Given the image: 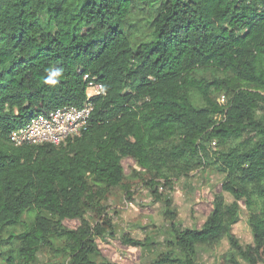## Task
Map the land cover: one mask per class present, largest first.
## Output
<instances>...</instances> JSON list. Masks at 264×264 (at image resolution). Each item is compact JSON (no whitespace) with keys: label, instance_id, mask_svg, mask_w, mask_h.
I'll return each instance as SVG.
<instances>
[{"label":"trees","instance_id":"trees-1","mask_svg":"<svg viewBox=\"0 0 264 264\" xmlns=\"http://www.w3.org/2000/svg\"><path fill=\"white\" fill-rule=\"evenodd\" d=\"M134 5L154 11L148 39L124 26ZM85 73L104 94L80 134L10 141L34 114L81 106ZM124 158L140 170L127 176ZM199 168L224 175L221 192L199 228L172 226L174 251L153 264H195L197 247L224 238L229 263L264 264V0H0V264H36L43 249L59 264H112L96 239L114 235L113 191L138 178L162 200ZM241 203L245 246L232 232Z\"/></svg>","mask_w":264,"mask_h":264},{"label":"rangeland","instance_id":"rangeland-1","mask_svg":"<svg viewBox=\"0 0 264 264\" xmlns=\"http://www.w3.org/2000/svg\"><path fill=\"white\" fill-rule=\"evenodd\" d=\"M153 13V9L142 5L132 7L124 26L135 41L151 37L149 22ZM221 96L222 93L218 94V101ZM122 165L127 176L132 169L140 170L131 158H124ZM223 180L222 173L199 168L174 180L171 189L160 188L163 199L156 201L138 178L127 180L130 190L117 188L104 203L114 226V235L96 239L101 255L112 264H153L159 253L174 251L167 245V242L173 241L172 226L176 230L201 226L212 209L214 195L221 192ZM223 195L226 201H231L229 194ZM166 200L169 201L167 204ZM248 214V209L241 203L239 219L232 227L233 234L242 246L252 244ZM63 224L75 228L79 220L64 219ZM125 235L141 241L148 240V243L143 247L129 245L123 239ZM228 250L229 243L225 238L215 247H197L195 264H231L225 260ZM237 260L239 264H248L241 257H237ZM62 261V258L48 249L37 253L36 264H59Z\"/></svg>","mask_w":264,"mask_h":264},{"label":"built area","instance_id":"built-area-1","mask_svg":"<svg viewBox=\"0 0 264 264\" xmlns=\"http://www.w3.org/2000/svg\"><path fill=\"white\" fill-rule=\"evenodd\" d=\"M83 79L86 82V98L81 106L65 105L46 113L34 114L25 125L10 133V141L14 145L41 143L59 145L65 143L69 137L80 134L88 125L92 110L91 96L104 94V86L95 76L85 73ZM220 101L224 102L223 96Z\"/></svg>","mask_w":264,"mask_h":264},{"label":"clouds","instance_id":"clouds-1","mask_svg":"<svg viewBox=\"0 0 264 264\" xmlns=\"http://www.w3.org/2000/svg\"><path fill=\"white\" fill-rule=\"evenodd\" d=\"M60 74V71L59 70H56V71H53L52 72V75L53 76H58ZM49 83H54V81H51V80H49L48 81ZM85 98H86V91H85Z\"/></svg>","mask_w":264,"mask_h":264}]
</instances>
